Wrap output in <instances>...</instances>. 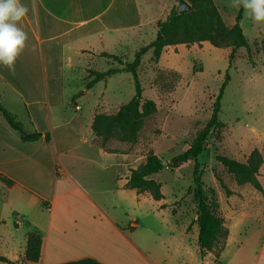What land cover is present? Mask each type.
<instances>
[{
	"label": "crops",
	"instance_id": "0c3cea01",
	"mask_svg": "<svg viewBox=\"0 0 264 264\" xmlns=\"http://www.w3.org/2000/svg\"><path fill=\"white\" fill-rule=\"evenodd\" d=\"M21 3L29 8L20 22L28 35L27 47L16 61L14 74L0 65V101L26 131L43 137L23 141L0 115V175L14 182L7 187L0 180V195L8 209L0 215L4 222L0 255L11 264H62L84 258L103 264H215L212 252L201 253L196 212L194 223L177 225L178 220L171 219L172 211H162V201L127 188L131 170L137 167H129L128 154L119 158L125 153L115 151V147L112 151L103 148L92 130L93 120L100 114L96 113L100 99H106L108 82L123 72L87 90L86 85L93 80L91 71L122 68L105 55L121 57L125 50L136 51L150 34H157L156 22L169 5L156 14L151 0ZM177 47L165 48L160 61H173ZM99 61L110 68L102 71ZM102 84L104 92L99 93L97 103H81ZM46 134L51 136L50 142ZM124 163V176L118 177V184L107 187L104 177L112 176L111 170ZM146 202L158 205L154 211H135ZM222 212L229 237L218 259L220 264H261L264 247L253 260L243 257L228 262L232 243L228 224L232 223V229L241 219ZM156 226L167 235L162 246L165 253L152 244L161 239ZM30 231L43 236L38 263L23 262Z\"/></svg>",
	"mask_w": 264,
	"mask_h": 264
},
{
	"label": "rangeland",
	"instance_id": "374dc122",
	"mask_svg": "<svg viewBox=\"0 0 264 264\" xmlns=\"http://www.w3.org/2000/svg\"><path fill=\"white\" fill-rule=\"evenodd\" d=\"M138 1L143 3L146 0ZM180 1L182 0H151L156 14L163 5L165 8L169 5L162 18L156 22L157 31L158 23L165 21L172 8L178 7ZM184 1L189 3L188 0ZM213 1L224 23V27L217 30L216 38L224 45L218 48L208 42L176 45V51L172 48L175 56L173 61H165V58L157 61L153 49L149 50L142 58L138 75L143 91L142 98L154 101L157 113L145 119L135 144L122 143L115 139L106 142L100 139L97 142L107 150L112 151L115 147V151L125 153L120 154L119 158L128 154L129 167H138L144 163L150 151L166 165L172 158L185 152L199 131L205 127L226 74L229 73L230 80L221 99L220 124L210 133L207 149L199 157V162L203 172L204 191L212 210L219 215L223 211V214L241 219V223L233 225L232 229V223L228 224L230 232L232 230L228 262H238L243 257L253 260L264 247V164L258 178L263 187V192H260L250 184L237 182L227 168L217 161V157L225 156L246 162L254 150L264 152V24L255 23L242 8L231 7V0ZM241 9L243 14L240 25L250 45V56L246 48H239L230 66L229 56L236 44L230 30ZM156 35L151 37L150 34L146 43L136 51L125 50L120 57L121 61L132 63L136 52L152 42ZM98 67L102 71L110 68L104 61H99ZM108 84L106 99H100L102 103H99L96 113L115 114L135 96L136 89L131 73L123 72ZM104 87L105 84L96 87L81 103H97L101 96L99 93L104 92ZM193 170L194 163L189 162L176 170L165 167L151 177L162 184L164 198L160 201L165 206L162 211H172L171 219L176 218L177 225L195 222ZM126 171L125 163L124 166L117 165L111 170L112 176L110 174L104 177V184L107 187L118 184V177L124 176ZM144 194L151 196L149 192ZM153 203L155 206L146 202L135 211H154L158 203ZM2 211L8 209L0 195V215L5 214ZM15 218H18L16 214ZM224 222L227 223L225 219ZM156 228L160 230L161 239L152 244L165 253L162 246L167 235L159 226ZM143 233L147 234L146 231ZM153 235L156 239L154 232ZM243 241L246 242L245 246L241 244ZM220 247L221 245L211 251L215 257ZM261 264H264V256Z\"/></svg>",
	"mask_w": 264,
	"mask_h": 264
},
{
	"label": "trees",
	"instance_id": "16d2710c",
	"mask_svg": "<svg viewBox=\"0 0 264 264\" xmlns=\"http://www.w3.org/2000/svg\"><path fill=\"white\" fill-rule=\"evenodd\" d=\"M191 9L178 13L177 7L174 6L165 21L158 23V31L156 38L148 45L141 47L135 54L132 63H124L120 57L105 55L110 59L117 61L122 68H112L106 72L91 71L93 80L86 85V89L90 90L94 85L108 77L121 72H128L133 75L136 93L135 96L120 110L112 115L97 114L92 123V130L96 139L103 142L111 139L118 140L122 143L135 144L138 136L144 126L145 119L157 113V105L154 101L142 98V87L138 75L143 56L151 49L155 60H159L163 50L168 46H176L180 44H194L208 42L214 47L223 46L217 41L216 32L224 27L222 16L213 0H188ZM243 10L241 9L236 18L235 24L230 30L231 36L236 40V44L229 56L230 66L236 54L237 49L246 48L248 55L250 54V45L240 25ZM250 56V55H249ZM230 80L229 73L226 74L225 81L220 92L213 104L212 115L205 127L199 131L188 149L182 154L175 156L166 165L152 151L146 155L144 163L137 168L132 169L126 187L136 190L137 193L149 192L155 201L164 198L162 194V184L152 176L160 173L165 167L170 170H176L182 165L189 162L194 163L193 170V196L196 203V223L199 228L198 243L202 255L205 252L216 250L221 245L219 252L216 253L215 264H220L219 258L225 247L229 237V230L225 225L223 217L212 210L211 205L207 201L204 191V182L202 180L203 172L199 157L206 151L208 146V138L210 133L220 124L219 114L221 113V99L224 90ZM77 98V96L75 97ZM0 115L8 122L10 127L17 131L23 141L34 142L43 137L39 132H28L25 130L24 124L18 117L9 112L0 101ZM48 142L51 141L49 134L45 135ZM102 146V145H101ZM217 161L227 168L237 182L240 184H250L256 190L263 192V187L258 178L260 170L264 164V152L256 149L248 157L246 162L218 156ZM0 180L7 187L13 186L14 182L4 175H0ZM223 186L221 180H219ZM162 208H165L162 205ZM0 220V227L3 225ZM43 247V236L37 231H30L27 234V242L23 256V262L38 263L41 258ZM0 262L11 264L12 262L6 257L0 255ZM62 264H103L93 258H84L76 261L66 262Z\"/></svg>",
	"mask_w": 264,
	"mask_h": 264
},
{
	"label": "clouds",
	"instance_id": "9594fccd",
	"mask_svg": "<svg viewBox=\"0 0 264 264\" xmlns=\"http://www.w3.org/2000/svg\"><path fill=\"white\" fill-rule=\"evenodd\" d=\"M231 7L242 8L255 23L264 24V0H231ZM29 8L21 0H0V65L15 73V65L27 47L28 35L20 22Z\"/></svg>",
	"mask_w": 264,
	"mask_h": 264
},
{
	"label": "water",
	"instance_id": "95a60500",
	"mask_svg": "<svg viewBox=\"0 0 264 264\" xmlns=\"http://www.w3.org/2000/svg\"><path fill=\"white\" fill-rule=\"evenodd\" d=\"M190 9H191V5L184 0L180 1L179 5L177 7L178 13H183V12H186Z\"/></svg>",
	"mask_w": 264,
	"mask_h": 264
},
{
	"label": "built area",
	"instance_id": "2783aa9c",
	"mask_svg": "<svg viewBox=\"0 0 264 264\" xmlns=\"http://www.w3.org/2000/svg\"><path fill=\"white\" fill-rule=\"evenodd\" d=\"M18 218H21V216L19 215Z\"/></svg>",
	"mask_w": 264,
	"mask_h": 264
}]
</instances>
